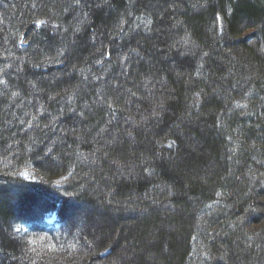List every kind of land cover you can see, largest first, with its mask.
<instances>
[{"label":"trees","instance_id":"1","mask_svg":"<svg viewBox=\"0 0 264 264\" xmlns=\"http://www.w3.org/2000/svg\"><path fill=\"white\" fill-rule=\"evenodd\" d=\"M0 264H264V0H0Z\"/></svg>","mask_w":264,"mask_h":264},{"label":"rangeland","instance_id":"2","mask_svg":"<svg viewBox=\"0 0 264 264\" xmlns=\"http://www.w3.org/2000/svg\"><path fill=\"white\" fill-rule=\"evenodd\" d=\"M66 12H67V11H66ZM67 14H68V13H67ZM220 24L222 25V22H221ZM61 29H62L63 32H66V31H67V28H66L65 25H64V26L62 25ZM74 44H75V43H74ZM54 75H55V74H54ZM57 77L59 78L60 75L57 74ZM20 174H21V176L27 178L28 180H36V178H37V174L35 173V171H34L32 168H28V167L23 168V169L20 171ZM62 181H64V180H63V179H59V180H58V183H59V182L61 183ZM60 183H59V184H60ZM36 212H37V211H36V208H35V209H34V213H36ZM47 221H48V223L50 224V226H51L52 228H54V229H59V228H60V224H59V222H58V220H57V218H56V216H55L54 214H49V215L47 216ZM16 229H17V231H19L20 233H25V232H28V231H29L28 226L25 225V224H19V225H17V226H16ZM8 257H9V256H8ZM9 260L15 261L16 258H12V256H11V257H9Z\"/></svg>","mask_w":264,"mask_h":264}]
</instances>
